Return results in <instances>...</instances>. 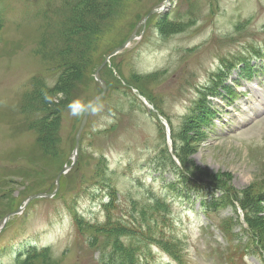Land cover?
<instances>
[{
  "label": "rangeland",
  "instance_id": "rangeland-1",
  "mask_svg": "<svg viewBox=\"0 0 264 264\" xmlns=\"http://www.w3.org/2000/svg\"><path fill=\"white\" fill-rule=\"evenodd\" d=\"M162 1L0 0V264H97L98 257L122 264L113 248L133 258L126 231L95 239L75 226L74 207L92 223L112 218L101 205L111 192L123 227L140 221L135 206L154 207L159 198L171 205L164 203L163 216L146 208L145 219L155 232L179 237L170 243L177 264H264V0H171L144 24ZM130 33H143L140 45L101 68L110 86L90 112L80 164L67 170L79 116L99 91L94 68ZM222 60L237 66L223 75L216 72ZM244 61L249 80L238 68ZM117 74L167 116L184 171ZM212 77L221 94L202 105L197 89ZM186 173L193 180L184 182ZM62 184V196L13 212L40 192L57 196ZM79 188L91 195L76 199ZM172 189L184 191L177 197ZM232 199L246 206V224ZM31 247L45 254L23 260Z\"/></svg>",
  "mask_w": 264,
  "mask_h": 264
},
{
  "label": "trees",
  "instance_id": "trees-1",
  "mask_svg": "<svg viewBox=\"0 0 264 264\" xmlns=\"http://www.w3.org/2000/svg\"><path fill=\"white\" fill-rule=\"evenodd\" d=\"M78 22H73V24H77ZM73 39L78 42V40H80L78 38V36L74 35L73 36ZM68 69H71V67L69 66ZM36 85V84H34ZM199 118L201 119V121H205V118L203 115H200ZM80 153H81V150H80ZM175 155L178 157L179 159V162L181 164V166L183 167V160H181V158L179 157V155L174 151ZM168 156V155H166ZM80 157H81V154L79 155V159H78V164L76 166H78L80 164ZM169 158V157H168ZM176 169L178 168V166H175ZM185 167L182 168V171H184ZM181 170V169H179ZM184 182H187V181H190V180H193L192 176H190L188 173H186L184 176ZM203 177V176H202ZM205 178V177H203ZM197 182H204L202 180H198ZM214 182V181H213ZM215 183V182H214ZM211 185H216V184H209V186ZM64 188H65V185L62 184V186H60V189H59V192L57 193V196H62V192L64 191ZM81 191V188L77 189L75 191V195L78 196L79 193ZM175 191V192H174ZM184 190H177V189H172V194L174 193L175 196L178 197V193L177 192H183ZM243 207L246 208V206H244V204L242 203L241 200H238L236 199ZM162 201V199H156V202H153V205L154 207L151 206V203L148 202L142 206H135L134 208H131L133 210V213L135 216H140V221H135L133 224L132 223H125V226L126 227H123L122 226V213L120 214L121 215V218H118L117 220L116 219H111L110 220H107L106 222L104 223H90V222H86V221H80V220H77L76 221V225H77V228L80 230V232H85L86 229L87 232L89 231L90 232V235L88 236L91 237L92 234H93V237L95 239H97L99 236H101V234H106V235H113L115 234L116 236H119V237H122L123 235L126 236L124 233H122L123 231H126L128 234H129V237H130V246H131V249H132V245L135 243V240H136V237L139 238V242H146L147 240V237H162L161 234H160V231H157L155 232L152 227L150 226V224L146 221L145 217H146V208H154L156 209V212L159 211V213H163L164 212V209H165V205L162 203V206L160 207V202ZM160 204V205H159ZM122 211V210H121ZM109 213H113V211H110L108 209V214ZM247 219H248V216H247ZM246 219V221H247ZM146 225V226H145ZM247 225H248V222H247ZM154 227V226H153ZM155 227H160L157 225V223H155ZM163 227V226H161ZM126 228H129L130 230H133V232L129 231V230H126ZM139 228L141 229L142 228V231L139 230ZM122 230V232H121ZM118 232L122 235H118ZM165 241V240H164ZM89 246L90 247H93V249L95 250V246L92 245L91 243H89ZM112 256H120L121 257V261H122V264H126V260L128 262V264H133L135 263V261L133 259H131V251L130 250H122V248H113V253H112ZM102 263H105L103 260H101Z\"/></svg>",
  "mask_w": 264,
  "mask_h": 264
},
{
  "label": "water",
  "instance_id": "water-1",
  "mask_svg": "<svg viewBox=\"0 0 264 264\" xmlns=\"http://www.w3.org/2000/svg\"><path fill=\"white\" fill-rule=\"evenodd\" d=\"M157 10L153 9L152 12H156ZM95 102V99L90 103V105L87 107V109L85 110L84 112V116L81 120V123H80V126L78 128V131H77V134L75 136V147H74V154L77 152L78 150V143H79V135H80V132L82 131V128L84 127L85 123H86V119H87V115H88V111H89V108L90 106L92 105V103Z\"/></svg>",
  "mask_w": 264,
  "mask_h": 264
}]
</instances>
